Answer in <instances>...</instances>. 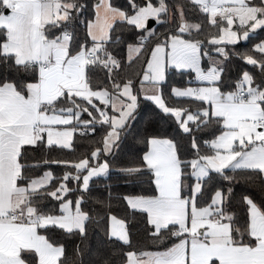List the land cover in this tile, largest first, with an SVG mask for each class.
Here are the masks:
<instances>
[{
	"label": "snow or ice",
	"instance_id": "6c2138e0",
	"mask_svg": "<svg viewBox=\"0 0 264 264\" xmlns=\"http://www.w3.org/2000/svg\"><path fill=\"white\" fill-rule=\"evenodd\" d=\"M0 264H264V0H0Z\"/></svg>",
	"mask_w": 264,
	"mask_h": 264
}]
</instances>
